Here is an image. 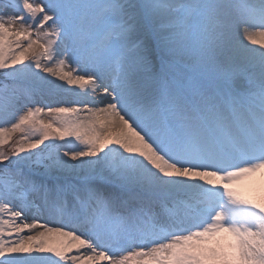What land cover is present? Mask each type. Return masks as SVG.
<instances>
[{
	"label": "snow or ice",
	"instance_id": "snow-or-ice-1",
	"mask_svg": "<svg viewBox=\"0 0 264 264\" xmlns=\"http://www.w3.org/2000/svg\"><path fill=\"white\" fill-rule=\"evenodd\" d=\"M0 264H264V0H0Z\"/></svg>",
	"mask_w": 264,
	"mask_h": 264
}]
</instances>
